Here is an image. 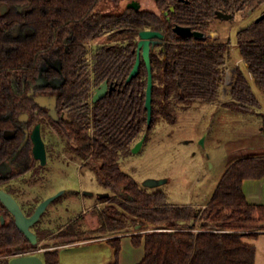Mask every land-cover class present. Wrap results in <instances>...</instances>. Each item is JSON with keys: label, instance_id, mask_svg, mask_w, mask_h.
<instances>
[{"label": "trees", "instance_id": "obj_1", "mask_svg": "<svg viewBox=\"0 0 264 264\" xmlns=\"http://www.w3.org/2000/svg\"><path fill=\"white\" fill-rule=\"evenodd\" d=\"M135 1L0 0V7H5L0 10V163L19 152L22 161L16 164L15 179L25 171L46 169L34 158L32 141L25 143L27 132L41 122L48 157L64 151L93 165L100 184L111 192L100 195V201H112L98 211L100 223L94 231L136 228L132 241L145 250L138 264H255L256 247L246 236L264 231V204L251 203L243 183L264 177V153L230 161L201 205L166 201L161 192L126 171L122 158L159 120L176 123L180 109L199 101L223 103L244 119L255 115L264 124L254 88L264 94V19L256 21L257 16L237 32L235 45L248 71L237 67L226 102L221 94L232 41H202L174 30L184 25L208 34L218 10L247 16L264 0H156L157 10L141 8ZM123 2L129 5L118 10ZM146 29L166 36L151 52L150 123L149 71L143 56L138 74L127 81L137 61L139 34ZM102 37L104 42L97 43ZM57 60L59 66L49 64ZM42 74L63 82L57 87L37 86ZM106 80L116 88L93 102L95 89ZM44 93L57 95V116L36 100ZM11 191L17 195L16 187ZM41 200L33 206L23 201L21 205L29 214ZM5 218V223L0 220V253L11 247L22 251L37 247L19 230L12 214L6 211ZM75 221L58 236L76 234L77 239L62 244L89 239ZM35 232L41 241L43 232ZM110 241L116 257L110 264H120V238ZM41 257L45 264H60V247L44 251ZM0 264H10V259H0Z\"/></svg>", "mask_w": 264, "mask_h": 264}, {"label": "rangeland", "instance_id": "obj_2", "mask_svg": "<svg viewBox=\"0 0 264 264\" xmlns=\"http://www.w3.org/2000/svg\"><path fill=\"white\" fill-rule=\"evenodd\" d=\"M135 2H139L141 8L157 10L156 0ZM110 5L105 3L104 6ZM128 5L123 2L117 9L123 10ZM262 12L264 4L247 16L238 12L233 20L217 18L208 33L210 39L232 41L222 102L230 100L229 90L235 82L237 67L248 71L247 63L240 58L235 45L237 32ZM104 40L102 37L96 42L102 43ZM254 88L260 101L257 110L264 114V94L257 86L254 85ZM245 117L247 119L223 103L213 105L199 101L180 109L176 123L159 120L146 134L139 150L135 151L132 147L125 152L122 158L124 169L142 184L147 178L166 179V183L151 190L161 192L168 202H190L194 197L197 199L195 203L205 202L230 161L243 155L264 153V124L255 115ZM45 168L40 172L23 173L14 183L20 203L23 201L32 206L40 199L64 191L51 202L39 223L32 228L43 232L42 240L35 249L22 251L11 247L0 253V259L31 254L42 256L46 250L77 239L76 234L58 236V232L74 219L86 230L84 238L102 234L94 231L100 223L98 211L112 204V201L101 202L100 195L111 192L100 184L93 165L84 164L80 159L61 151L48 157ZM129 230L138 232L134 227ZM109 250L110 247L102 248L100 243H76L61 249L60 264H101L102 257L109 255Z\"/></svg>", "mask_w": 264, "mask_h": 264}, {"label": "water", "instance_id": "obj_3", "mask_svg": "<svg viewBox=\"0 0 264 264\" xmlns=\"http://www.w3.org/2000/svg\"><path fill=\"white\" fill-rule=\"evenodd\" d=\"M181 1H188V0H181ZM175 7L172 6L171 10H174ZM169 12L166 11V14ZM216 16L219 19L223 20H233L235 15L232 13H227L221 10L216 12ZM264 19V13L259 15L256 18V21H260ZM174 30L179 35H186V36H195L198 40H206L207 33L202 31L193 30L190 26L184 25H176ZM165 34L161 31L146 29L142 30L139 34V42H138V53H137V61L127 79V81H131L139 72V68L141 65V58L143 56L149 71L148 77V88H147V99H146V106L148 108V117L149 123L152 121L153 118V87H154V78H153V69H152V62H151V52L155 48L156 45L162 43L165 39ZM41 85L52 84L53 86H59L62 83V80L57 78L51 81L47 79H42L40 81ZM116 85L113 83H109L108 80L104 81L99 87L95 89L93 95V102H97L101 98L105 97L108 92L114 90ZM47 96H38L36 100L43 106H48L51 109V113L54 116H57L56 110V101L57 97L52 98V104H49L47 101ZM146 136H143L134 146V150L137 151L141 148ZM31 139L33 141V154L34 158L41 161L42 165H46L48 162V152L45 140L42 135L41 123H37L31 133ZM203 141V140H202ZM5 164L2 162L0 164V168ZM166 179H157V178H147L143 185L147 187H156L163 183H166ZM64 191H60L54 195H51L41 201L32 215L28 216L23 211L20 203L18 200L10 193L5 190H0V200L5 204V206L9 209V211L15 216L16 225L21 230L26 237L31 241L33 245H37L39 243L37 233L32 230V226L37 223L42 214L51 204V202L60 196ZM10 264H45L44 260L41 256L37 254L31 255H20L16 256L11 259Z\"/></svg>", "mask_w": 264, "mask_h": 264}, {"label": "crops", "instance_id": "obj_4", "mask_svg": "<svg viewBox=\"0 0 264 264\" xmlns=\"http://www.w3.org/2000/svg\"><path fill=\"white\" fill-rule=\"evenodd\" d=\"M243 189L248 200L251 203L264 204V177L259 179H245L243 183ZM195 200L197 199L194 197L192 201L184 203L193 205L195 203ZM197 204L201 205L200 202ZM135 233L137 232L129 230V228L110 231L108 233L98 235L97 237L63 244L62 246H60V251L61 249L75 245L76 243L77 245L100 243V245H102V248L110 247L108 253L109 255H104V257H102L101 264H110L113 263L116 259L115 247L113 246V243L110 241V239L118 237L120 238L121 243V252L119 258L120 264H138V262L141 261L144 257L145 250L143 245H134L132 237ZM246 241L254 244L256 247L255 264H264V231L246 236ZM125 244L126 250L124 249Z\"/></svg>", "mask_w": 264, "mask_h": 264}, {"label": "flooded vegetation", "instance_id": "obj_5", "mask_svg": "<svg viewBox=\"0 0 264 264\" xmlns=\"http://www.w3.org/2000/svg\"><path fill=\"white\" fill-rule=\"evenodd\" d=\"M136 3V2H135ZM136 5H138L139 7H140V4H139V2H137V4ZM24 8L23 7H21V10H23ZM0 10H5V7H0ZM251 14H252V12H251ZM208 36H209V34H207V38H208ZM195 37V36H194ZM206 38V39H207ZM197 39V38H196ZM157 46V45H156ZM155 46V47H156ZM49 64H51V65H54L55 67H57V66H59L60 65V60H57V61H54V62H52V63H49ZM48 69V65H45L44 67H43V70H47ZM57 78H59V77H56V78H53V79H48L45 75H40L39 77H38V79H37V82H36V85L37 86H46V85H41L40 83V81L42 80V79H47L48 81H51V80H54V79H57ZM59 79H61L62 80V82H63V79L62 78H59ZM62 84V83H61ZM60 84V85H61ZM48 85V84H47ZM52 85V84H51ZM59 85V86H60ZM55 87H57V86H55ZM38 96H47L48 97V99H47V101H48V103L49 104H52V98L53 97H57V95H55V94H47V93H44V94H39V95H37V97ZM48 107V106H47ZM49 108V107H48ZM50 109V108H49ZM50 112H51V109H50ZM39 123V122H38ZM41 123V122H40ZM36 126V125H35ZM34 126V127H35ZM34 127L29 131V132H27V137H26V140H25V143L30 139L31 141H32V139H31V133H32V131H33V129H34ZM41 129H42V123H41ZM24 143V144H25ZM32 144H33V141H32ZM24 146V145H23ZM22 146V147H23ZM22 147H21V149H22ZM19 153V152H18ZM16 154L11 160H5V161H2V162H5V164L0 168V190H5V191H7L8 193H10V194H12L15 198H16V196L14 195V193L11 191V188H12V186L14 187V183H15V181L17 180V179H15V173L17 172V166H16V164H17V162L19 161L20 162V160H21V157L19 156V154ZM32 154H33V145H32ZM34 155V154H33ZM22 161V160H21ZM40 163H41V161L40 160H38ZM1 162V163H2ZM0 163V164H1ZM25 173H28V171H25ZM17 200H18V198H16ZM18 202L20 203V201L18 200ZM27 204H29V203H27ZM2 205L4 206V209L2 210ZM20 205H21V203H20ZM21 207H22V205H21ZM22 209H23V207H22ZM5 211V212H4ZM6 211H7V213H10V214H12L10 211H9V209L5 206V204L0 200V220H1V223H5L6 222V218H5V214H6ZM23 211L25 212V210L23 209ZM25 214L26 215H28V216H30V215H32L33 214V212H31V213H27V212H25ZM13 215V214H12ZM13 217H14V220H15V216L13 215ZM39 222V221H38ZM37 222V223H38ZM15 223H16V220H15ZM37 223H35L34 225H36ZM33 225V226H34ZM33 226H32V228H33ZM33 230V229H32ZM30 241V240H29ZM30 243H31V241H30ZM32 244V243H31ZM11 259L12 258H10V261H11Z\"/></svg>", "mask_w": 264, "mask_h": 264}]
</instances>
